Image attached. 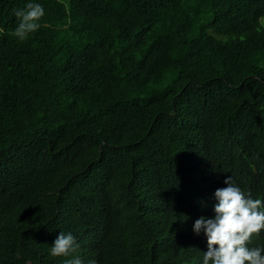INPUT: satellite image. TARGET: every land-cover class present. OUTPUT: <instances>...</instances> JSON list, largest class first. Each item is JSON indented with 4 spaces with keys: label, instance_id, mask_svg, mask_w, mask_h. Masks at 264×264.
<instances>
[{
    "label": "trees",
    "instance_id": "1",
    "mask_svg": "<svg viewBox=\"0 0 264 264\" xmlns=\"http://www.w3.org/2000/svg\"><path fill=\"white\" fill-rule=\"evenodd\" d=\"M0 28V264H62L60 232L203 264L224 181L264 200V0H0Z\"/></svg>",
    "mask_w": 264,
    "mask_h": 264
},
{
    "label": "clouds",
    "instance_id": "2",
    "mask_svg": "<svg viewBox=\"0 0 264 264\" xmlns=\"http://www.w3.org/2000/svg\"><path fill=\"white\" fill-rule=\"evenodd\" d=\"M15 15L20 22L12 34L24 41L41 27L45 9L40 3L29 2L15 10ZM224 183L227 187L214 193L218 201L214 217L201 216L193 226L195 234L203 232L207 238L203 264H264V200L253 199L232 177ZM79 252L80 244L70 232H60L50 247L51 256L65 258L62 264H84Z\"/></svg>",
    "mask_w": 264,
    "mask_h": 264
}]
</instances>
